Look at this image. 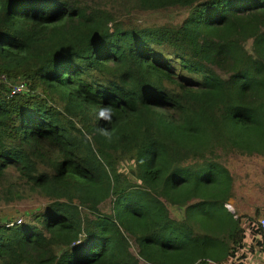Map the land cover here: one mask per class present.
<instances>
[{"label": "trees", "instance_id": "16d2710c", "mask_svg": "<svg viewBox=\"0 0 264 264\" xmlns=\"http://www.w3.org/2000/svg\"><path fill=\"white\" fill-rule=\"evenodd\" d=\"M113 1L190 14L141 27L78 0H0V77L29 89L0 85V207L46 204L19 225L0 218V264L245 259L264 232L227 212L219 160L264 156V0ZM204 206L223 247L220 230L196 231Z\"/></svg>", "mask_w": 264, "mask_h": 264}, {"label": "rangeland", "instance_id": "374dc122", "mask_svg": "<svg viewBox=\"0 0 264 264\" xmlns=\"http://www.w3.org/2000/svg\"><path fill=\"white\" fill-rule=\"evenodd\" d=\"M84 3H91L98 7H101L106 10H110L114 17H117L118 20L122 22L132 25L135 24L137 26H155L160 24H168L177 25L185 18H187L190 14V9H172L170 11L163 12H142L138 11L132 7L125 6L122 3H115L113 0H78ZM219 162L228 169V176L221 178L222 184L227 185L232 192L233 198L229 201L228 204H231L235 209V213L238 218L242 217L245 224L248 222L244 217H248L253 221L257 222L264 217H257V215L252 216H244L243 213L245 210L252 208L254 211V206L256 201L262 197H264V156H259L257 154L251 156L239 155L236 153H229V155L224 156ZM199 201V200H198ZM44 201L40 200L38 197H34L32 199L20 202L16 205L11 206H2L0 207V218L4 220L10 221V225L13 222L19 221L20 219L31 218L32 215L42 211L45 208ZM170 216L175 221H183L185 220V208H178L176 206H172L170 204H166ZM191 205V204H190ZM239 205V207H237ZM103 213L113 214L112 204L110 201L103 204L101 207ZM211 211L209 210V206H204L201 209H196L195 211V219L199 217L200 225L197 222L196 231L206 232V234L212 231L213 228L220 230V240L222 243L220 244L222 247L224 246V230L223 226L216 224L217 222L213 221V218H210ZM226 215V212L222 213ZM256 222V223H257ZM192 224V221H191ZM217 234L218 232L215 231ZM129 240L132 246V251L136 254L139 251V247L135 241V238L129 236ZM211 241V239L209 240ZM207 253H209V245L207 248ZM164 252L167 253V256L163 254L164 260H168L167 262L172 263L173 254L172 251L165 248ZM223 254H221V257ZM160 259V258H159ZM172 259V260H170Z\"/></svg>", "mask_w": 264, "mask_h": 264}, {"label": "crops", "instance_id": "0c3cea01", "mask_svg": "<svg viewBox=\"0 0 264 264\" xmlns=\"http://www.w3.org/2000/svg\"><path fill=\"white\" fill-rule=\"evenodd\" d=\"M232 200V198L230 199ZM229 200V201H230ZM228 201V203H229ZM237 207H239V205H237ZM255 211L250 208L245 210L243 213H241L244 216H252L257 215L259 213V215L261 217H264V197L258 199L256 201V204L254 206ZM229 212V211H227ZM231 213V212H229ZM248 226V222L245 224V228H247ZM253 242V236L249 235V237L247 238V245L250 246V244ZM224 264H264V246L263 247H255L253 251H247V255L245 257V259H240L239 261H234L233 258H228Z\"/></svg>", "mask_w": 264, "mask_h": 264}, {"label": "built area", "instance_id": "2783aa9c", "mask_svg": "<svg viewBox=\"0 0 264 264\" xmlns=\"http://www.w3.org/2000/svg\"><path fill=\"white\" fill-rule=\"evenodd\" d=\"M1 84H6L9 88V96L12 98V97H15V96H18L22 93H26L28 92V86L21 80H8L5 76H1L0 77V85ZM225 208L231 212L235 219H238L236 213H235V209L233 208V206L231 204H226L225 205ZM22 219H20L19 221H16V222H13L11 223L10 226H13L15 223L16 224H21ZM255 224H258L259 227L262 228L263 232H264V219H261L259 220L257 223H254V224H251V225H255Z\"/></svg>", "mask_w": 264, "mask_h": 264}, {"label": "clouds", "instance_id": "9594fccd", "mask_svg": "<svg viewBox=\"0 0 264 264\" xmlns=\"http://www.w3.org/2000/svg\"><path fill=\"white\" fill-rule=\"evenodd\" d=\"M111 112H112V109L109 108V107H106V108H102L100 110V117L105 119V120H110L111 119ZM105 135H107V133L105 132Z\"/></svg>", "mask_w": 264, "mask_h": 264}]
</instances>
